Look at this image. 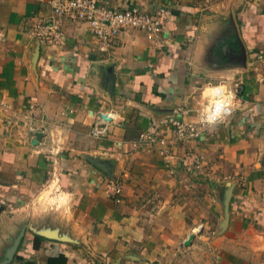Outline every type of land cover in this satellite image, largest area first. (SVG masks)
Masks as SVG:
<instances>
[{
	"label": "crops",
	"instance_id": "crops-1",
	"mask_svg": "<svg viewBox=\"0 0 264 264\" xmlns=\"http://www.w3.org/2000/svg\"><path fill=\"white\" fill-rule=\"evenodd\" d=\"M50 1L0 0V264H264V0H95L171 13L159 43L105 49L83 22L32 36ZM215 85L235 107L203 123ZM150 130L165 144L134 145Z\"/></svg>",
	"mask_w": 264,
	"mask_h": 264
},
{
	"label": "built area",
	"instance_id": "built-area-1",
	"mask_svg": "<svg viewBox=\"0 0 264 264\" xmlns=\"http://www.w3.org/2000/svg\"><path fill=\"white\" fill-rule=\"evenodd\" d=\"M51 16L43 20L38 19L31 27V34L37 40L47 44H60L64 34V21L83 22L105 49L114 39L128 31L140 32L151 42H160L164 32V25L170 16V10L160 6L153 12L147 11L138 5H130L121 10L112 9L105 4H98L95 0H51ZM261 58V56H259ZM210 101L205 110L203 123H215L232 113L235 107L237 86H211ZM170 135L176 141H187L199 136V128L189 122L179 119L169 120ZM100 131L97 127L92 130L93 135ZM165 144V139L158 132L150 130L141 133L134 145L156 146ZM161 154L167 153L161 149ZM186 166L197 163L191 154L183 159ZM108 195L115 201H120L122 184L118 180L109 179L106 183Z\"/></svg>",
	"mask_w": 264,
	"mask_h": 264
},
{
	"label": "water",
	"instance_id": "water-1",
	"mask_svg": "<svg viewBox=\"0 0 264 264\" xmlns=\"http://www.w3.org/2000/svg\"><path fill=\"white\" fill-rule=\"evenodd\" d=\"M100 117H101L103 120H108L107 116H105V115H100ZM41 135H42L41 132H36V133L34 134V139L32 140V144H33V145H36V144L38 143L39 139L41 138ZM92 162H93V161H92ZM93 163H94L97 167H99V165H98L96 162H93ZM193 238H194V235L191 234V235L187 238V240L184 241V246H185V247L190 246L191 243H192ZM16 247H17V242L14 244V246H12V248L9 250V252H8V254H7V258H8L9 260H11L12 255H13V253H14Z\"/></svg>",
	"mask_w": 264,
	"mask_h": 264
},
{
	"label": "rangeland",
	"instance_id": "rangeland-1",
	"mask_svg": "<svg viewBox=\"0 0 264 264\" xmlns=\"http://www.w3.org/2000/svg\"><path fill=\"white\" fill-rule=\"evenodd\" d=\"M55 188V185L52 183L48 187V191H52ZM194 261L193 259L191 260ZM196 261V260H195ZM167 264H190V261L188 259H183L182 256L174 257L172 260H166Z\"/></svg>",
	"mask_w": 264,
	"mask_h": 264
}]
</instances>
